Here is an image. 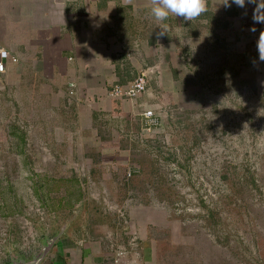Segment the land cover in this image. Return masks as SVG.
Returning <instances> with one entry per match:
<instances>
[{
    "label": "rangeland",
    "instance_id": "obj_1",
    "mask_svg": "<svg viewBox=\"0 0 264 264\" xmlns=\"http://www.w3.org/2000/svg\"><path fill=\"white\" fill-rule=\"evenodd\" d=\"M221 3L209 23L158 33L162 83L149 73L145 97L154 128L139 116L79 129L64 95L0 88V264H26L87 224L125 238L135 221L148 223L156 264H264V65L249 34L229 31L240 7ZM107 147L126 152L105 163Z\"/></svg>",
    "mask_w": 264,
    "mask_h": 264
},
{
    "label": "crops",
    "instance_id": "obj_2",
    "mask_svg": "<svg viewBox=\"0 0 264 264\" xmlns=\"http://www.w3.org/2000/svg\"><path fill=\"white\" fill-rule=\"evenodd\" d=\"M212 1L207 0L208 13ZM255 7L246 0L244 8L233 10L229 31L249 34L255 65L262 67L256 44L264 24L254 23ZM150 8V0H0V50L8 54L0 88L12 98L19 89L29 90L30 83L35 82L39 91L47 90V96L64 95L75 105L70 109L75 111L79 129H86L87 123L92 128L95 119L101 117L107 121H139L144 110H150L146 109L145 98L149 92L136 100H117L109 97V91L114 85H128L148 65L150 73L157 74L162 83L161 67L165 65L158 62L157 35L163 31V24L150 16ZM171 22L185 28L190 21L170 15L163 23L171 27ZM172 57L173 52L169 54ZM164 59L168 62L166 56ZM165 81L172 83L170 78ZM71 85L73 97L69 96ZM99 138L103 142L115 139L113 134ZM110 144L115 142L106 146ZM125 152L107 147L100 159L118 162ZM146 226L144 221L131 222V230L137 231V247L119 264H156L154 240L143 231ZM65 231L49 240V250L39 264H115L113 241L105 236V229L97 231L87 224ZM114 238L116 244L127 246L126 236Z\"/></svg>",
    "mask_w": 264,
    "mask_h": 264
},
{
    "label": "clouds",
    "instance_id": "obj_3",
    "mask_svg": "<svg viewBox=\"0 0 264 264\" xmlns=\"http://www.w3.org/2000/svg\"><path fill=\"white\" fill-rule=\"evenodd\" d=\"M150 3V16L163 24L161 28L163 31L159 35H164L167 32L169 26L163 22L167 21L170 15L183 17L186 21H193L207 11V0H150ZM247 3L256 5L252 16L254 23L264 24V0H247ZM221 4L225 7H231V4H235L244 8L246 0H231V3L229 0H223ZM250 30L256 31L255 28ZM256 47L259 60L264 62V31L260 32ZM0 55L6 56L7 53L0 50Z\"/></svg>",
    "mask_w": 264,
    "mask_h": 264
},
{
    "label": "built area",
    "instance_id": "obj_4",
    "mask_svg": "<svg viewBox=\"0 0 264 264\" xmlns=\"http://www.w3.org/2000/svg\"><path fill=\"white\" fill-rule=\"evenodd\" d=\"M5 52V51H3ZM8 57V54L6 56L0 55V76H3L5 74V66L3 61ZM12 62H16L14 59H12ZM150 72L148 70L140 72L134 80L129 83L128 85H114L111 90L109 91V97L111 99H126V100H136L140 96L144 95L147 92V77ZM69 96H74V85L70 86ZM145 128L146 130L150 128H154L157 126V118L153 114V111L148 110L145 111L142 115ZM130 222V221H129ZM128 224L127 230L124 235L128 239L127 246H121L119 244H116L114 242L115 238L112 237L111 241L113 243L111 244V251L113 253V260L115 264H119L123 259H125L131 252L136 250L137 247V234L131 230V222L126 223Z\"/></svg>",
    "mask_w": 264,
    "mask_h": 264
},
{
    "label": "water",
    "instance_id": "obj_5",
    "mask_svg": "<svg viewBox=\"0 0 264 264\" xmlns=\"http://www.w3.org/2000/svg\"><path fill=\"white\" fill-rule=\"evenodd\" d=\"M51 245V241L48 242V244L46 245V247H43V249L41 250V252L36 255L35 259L26 263V264H39L45 257V255L47 254L49 247Z\"/></svg>",
    "mask_w": 264,
    "mask_h": 264
},
{
    "label": "trees",
    "instance_id": "obj_6",
    "mask_svg": "<svg viewBox=\"0 0 264 264\" xmlns=\"http://www.w3.org/2000/svg\"><path fill=\"white\" fill-rule=\"evenodd\" d=\"M212 17V14L208 13L207 11L201 15V17H199L198 19L196 20H193V22H198V21H201L203 19L207 20L208 23L211 22V18ZM228 25L225 24V29H227ZM229 28V27H228Z\"/></svg>",
    "mask_w": 264,
    "mask_h": 264
}]
</instances>
